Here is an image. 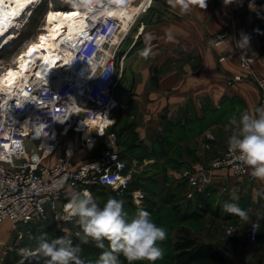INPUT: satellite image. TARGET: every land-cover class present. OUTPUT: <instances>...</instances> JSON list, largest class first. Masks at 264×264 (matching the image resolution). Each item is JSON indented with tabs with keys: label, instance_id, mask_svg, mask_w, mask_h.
Here are the masks:
<instances>
[{
	"label": "crops",
	"instance_id": "obj_1",
	"mask_svg": "<svg viewBox=\"0 0 264 264\" xmlns=\"http://www.w3.org/2000/svg\"><path fill=\"white\" fill-rule=\"evenodd\" d=\"M151 4L136 15L118 64L122 95L114 117L121 114L134 129L120 133V138L136 140L131 157L137 165L132 168L143 171L147 163L148 168L154 163L156 167L158 160L161 164L170 156L175 165L166 163L167 175L162 171L158 175L159 183L164 176L170 179L165 192L177 186L176 192L187 200L201 202L192 211L195 216L215 217L222 224L221 229L205 232L202 241L224 254L228 264H264V181L218 169L210 174L206 188L188 196L189 176L199 165L210 163L209 155L221 154L228 145L235 130L233 117L238 119L245 111L256 115V109L263 108L252 76L232 78L243 73L239 55L220 61L224 46L211 38L228 30L226 44L237 46L241 36L248 35L249 46L242 50L257 56L253 74L264 76V17L246 9L244 0H207L204 9L197 0L187 12L173 8L168 0H160L159 7ZM225 203L236 204L248 219L224 211ZM253 222L259 223L256 241L250 238ZM229 226L233 234L227 236ZM24 245L12 222L5 220L0 227V264L27 261L19 258Z\"/></svg>",
	"mask_w": 264,
	"mask_h": 264
},
{
	"label": "built area",
	"instance_id": "obj_2",
	"mask_svg": "<svg viewBox=\"0 0 264 264\" xmlns=\"http://www.w3.org/2000/svg\"><path fill=\"white\" fill-rule=\"evenodd\" d=\"M86 2L90 17L83 33H78L69 44L63 42L69 52L61 50L63 59L54 75L49 79L31 77L11 92L0 91V227L5 220L18 228L47 218L51 212L61 215L72 192L88 191L96 200L94 187L112 188L121 193L129 189L133 179L134 168H128L121 150L115 147L98 157L76 161L73 147L68 146L65 155L49 161L60 144L61 129L75 126L89 135L93 129L104 134L116 120L120 45L115 40L122 33L127 36L136 16L126 19L125 29L123 17L113 10L128 8L134 0ZM258 3L255 1L249 8L264 17V9ZM221 36L225 33L218 34L216 39L220 37L221 41ZM242 58L246 75L257 81L260 106L264 108V76L253 74L255 57L242 55ZM242 77L245 75L233 78ZM33 135L38 136L33 138ZM41 139L44 143L37 151L29 148ZM218 169L254 178L252 169L238 161L227 146L221 156L199 165L189 176L188 196L206 188L211 183L210 174ZM132 195L137 205L143 203L145 194L141 190L135 189ZM258 233L259 223L253 222L250 238L256 241ZM23 234L20 232V236Z\"/></svg>",
	"mask_w": 264,
	"mask_h": 264
},
{
	"label": "rangeland",
	"instance_id": "obj_3",
	"mask_svg": "<svg viewBox=\"0 0 264 264\" xmlns=\"http://www.w3.org/2000/svg\"><path fill=\"white\" fill-rule=\"evenodd\" d=\"M140 1L141 0H136V2H140ZM255 1L256 3L259 2L258 4H261L264 9V0H244L246 9H250L249 5H253ZM159 4H160V0H153L151 5H153L152 6L153 8V7H159ZM51 5H54L53 7H63L64 9L74 8L73 7L74 5L71 2V0H43V2L37 6V9L35 10L34 13H31L25 17L24 25L19 30L20 36L18 37L17 41H15L13 45L5 48L3 51H0V58L2 59V61L0 62L1 71L6 70L7 67L8 68L10 67L7 64L14 63L15 65H17L18 56L21 54H26V52L30 48L31 42L39 40V38H41V36L45 32L44 25L46 23V14L48 10L52 8ZM144 9L146 10L147 7H145ZM144 9H142V11ZM139 13L140 14L142 13L141 10ZM223 33H225V36L223 37L221 36L222 37L221 41H219L220 37L216 39V36L218 34L212 36L211 38L214 44L224 46L223 52L219 56V60L224 61L230 58L231 56L238 54L239 62L241 68L243 69L242 55L244 57H255V61L253 64L254 67L257 56L252 53L244 52L241 48H239L236 45H227L226 41L229 35L231 34V32L226 30ZM123 35L124 34L122 33V35H120L121 38H119L118 40V44L120 45V51L125 50L128 44L127 43L128 37L124 35L125 36L124 38ZM262 37L264 41V30L262 32ZM119 62H121V57L119 59ZM244 70L245 69H243V73L240 74L235 73L232 76L235 77L236 75H246V73L248 72ZM241 79H243V77ZM116 95L118 96V100L120 104V97L122 93H121V87L119 85V81H118V86L116 88ZM116 117H115L116 118L115 123L112 124V126L104 134H99L96 129H93L92 135H89V133L86 130H80V129L78 130L76 129L75 126L61 129L59 135L60 144L56 149V151L50 156L49 161L56 159L60 155H65L68 146L73 147L75 151L74 159L76 161L87 160L90 158L98 157L105 151L110 150L114 147L120 150L129 147L130 144L132 145L134 142H136V140L128 141L123 138H120V133L121 131L128 132L130 131V129L131 131H134V129L129 125L130 121H128L124 116H121V114H119V116ZM218 119L215 120L217 121ZM220 121L225 124V120H220ZM42 143L44 142L41 141V143L39 144L41 147L43 146ZM39 145L35 147L33 151H37ZM226 147L223 149V152L221 154H216L214 151L215 153L214 155H209V158H212L210 162L221 156L225 152ZM29 148L32 149L33 145H31ZM175 154L176 153H174L173 155ZM79 155L81 156V158ZM166 163L169 164L170 166L175 165L171 163L169 156L167 160L161 164L160 161L158 160L157 163L158 165L156 167L154 166L148 168L149 163H147L143 171L141 169L138 171H134V173L137 174L136 177L138 183H141L144 189L134 188L130 191V196H128L127 190L120 193L119 191H116L115 189L112 188H107V187L98 188L99 194H98L97 203L99 204L100 207H103L104 203H106V201L110 198L119 200L123 203L124 209L126 212H128L130 219L135 217L138 210L143 209L150 213L151 219L157 224V226L162 227L165 230L166 238L163 241L158 242V246L163 250V256L162 258L156 260L154 264H176V261L174 260L173 257L174 255L173 243L182 225L186 224L188 227H190L191 230L198 237H200V239L202 236H204L205 232H207L208 230L211 229L210 231L212 232L218 230L219 228L220 229L222 228V224H220V222L218 223L217 218L209 217L208 220L207 218L205 219L202 218L201 215L195 216L197 212L192 213V211L199 209L198 206L201 204L200 201L193 200L192 202H190V200H187L185 197L184 199H182L180 196H178V198H173L171 201L168 200L169 202L164 201L165 199L163 195L166 193L165 189L168 187L167 183L169 182L170 179L168 177L165 179L164 176V178H160L161 182L158 183V185L155 184L154 180L158 178L157 175L159 174L156 175V171L158 168L162 170L163 174L167 175V173H165L164 170V168L166 167L165 166ZM135 165L137 164H134V166ZM174 169L175 168H173V170ZM229 172L232 173L231 171ZM245 177L251 178L249 176H245ZM135 189H139L145 194V199L143 203H141L140 205H137L132 197L133 196L132 192ZM65 215H66L65 211H63L61 215L54 214V212H51L49 213L47 218L36 219L34 220V222L22 224L18 228L16 227L18 238L20 240H23L25 244L24 246H26L25 249L32 250L33 246L34 247L38 246V241L41 235H46V238L48 239L49 242L55 238L68 236L69 238H71L74 246L78 245L80 247L81 251L79 253V256L84 261V264H97L100 255L104 251L111 250L109 242L108 241L104 242L105 243L104 249L96 247L95 243L92 240H89L87 243H83L82 242L83 233L78 225L77 218L73 217L67 220L59 218ZM208 222L210 223V225L208 224ZM231 228L233 227L229 226L225 229L226 231L225 233L227 236H229L230 233L233 234V229ZM31 230L33 232H31ZM22 231L24 232V234L23 236H20V232ZM32 253H35V255L27 256V257L21 255L19 257L21 260L28 258L27 260L28 263H24L25 260H23L21 264H47V260L49 258L43 256L44 260H40L38 262L37 261L38 258L35 259L31 257L38 255L41 256L42 254L35 251V249H33ZM119 258L121 260V264H128V262L125 260L123 256H120ZM138 264H149V262L141 261L138 262Z\"/></svg>",
	"mask_w": 264,
	"mask_h": 264
},
{
	"label": "clouds",
	"instance_id": "obj_4",
	"mask_svg": "<svg viewBox=\"0 0 264 264\" xmlns=\"http://www.w3.org/2000/svg\"><path fill=\"white\" fill-rule=\"evenodd\" d=\"M71 2L74 6L81 7L85 5L86 0ZM196 2L197 0H168L173 8L179 7L181 12L189 11L190 5ZM198 2L201 8H206L207 0ZM229 2L231 0H225V3ZM249 41L248 35H242L237 41V46L244 49L249 46ZM231 124L235 130L228 139L229 151L236 154L238 161L252 169L253 177L264 181V108H257L256 115L245 111L238 119L233 117ZM223 208L228 213L244 220L248 219L247 213L234 203H225ZM64 211L66 215L59 218H77L83 233V243L92 240L96 247L104 249V242H109L111 250L104 251L97 264H121L120 256H123L128 264H138L141 261L154 264L163 256L158 242L166 238V232L157 226L150 213L143 209L138 210L135 217L130 219L121 201L110 198L100 207L92 194L84 191L72 192ZM36 251L49 258L47 264H84L79 256L80 247L74 246L68 236L49 242L46 235H41ZM21 254L25 257L31 256L32 251L24 249Z\"/></svg>",
	"mask_w": 264,
	"mask_h": 264
},
{
	"label": "bare ground",
	"instance_id": "obj_5",
	"mask_svg": "<svg viewBox=\"0 0 264 264\" xmlns=\"http://www.w3.org/2000/svg\"><path fill=\"white\" fill-rule=\"evenodd\" d=\"M153 0H141L124 9L113 10V13L123 17L124 28L128 26L127 18L148 7ZM43 0H0V51L13 45L20 36L19 30L24 25L27 15L34 13L37 6ZM139 3V4H138ZM89 3L73 9L50 8L46 14L44 34L39 40L32 41L26 54L18 56V64H7L10 66L6 70H0V91L11 92L18 85L24 84L31 77L36 79H49L56 72V67L60 59H63L61 50L67 53L69 47L62 45L76 39L78 33H83L86 22L90 17ZM75 14V15H72ZM117 36L115 41H118ZM2 59H0V62ZM65 63V62H64ZM1 69V68H0ZM38 135H33L35 138ZM46 139V137H44ZM40 141L35 143L37 147ZM44 142V141H43ZM43 144V143H42ZM48 152V150H46ZM51 151V150H50Z\"/></svg>",
	"mask_w": 264,
	"mask_h": 264
},
{
	"label": "trees",
	"instance_id": "obj_6",
	"mask_svg": "<svg viewBox=\"0 0 264 264\" xmlns=\"http://www.w3.org/2000/svg\"><path fill=\"white\" fill-rule=\"evenodd\" d=\"M225 116L227 113H224ZM223 113L220 114L224 115ZM180 128V127H179ZM181 130V128L179 129ZM180 132V131H179ZM183 135V134H180ZM182 136H180L181 138ZM135 143L132 145L130 144L129 147H126L125 149L121 150L122 156L127 160L128 162V168H132L134 166V158L131 157L132 147ZM170 145L168 146V148ZM171 160V159H170ZM156 164L152 167H154ZM167 167L164 168L166 170ZM162 171L161 169H157L156 175L159 174V172ZM136 173H133V179L131 181V184L129 186V189L127 190L128 196H130V191L134 188H142L144 189L141 183H138ZM143 176V175H142ZM158 176V175H157ZM155 184L158 185L159 178L154 180ZM178 187H173L171 190L167 191L163 197L164 201L169 202L173 198H178V196L181 197L178 191ZM93 191L96 194V202H98V187L93 188ZM183 196V195H182ZM162 197V198H163ZM188 198L186 195L181 197L182 199ZM163 200V199H162ZM169 200V201H168ZM143 207V206H142ZM138 209V208H137ZM190 216V215H189ZM188 216V217H189ZM192 217V216H191ZM190 218V217H189ZM34 222V221H32ZM31 232H33L31 230ZM174 245V260L176 261V264H228L227 258L224 254H222L218 249H216L213 245L204 242L198 237L190 227H188L186 224L182 225L179 229V233L173 243ZM31 258H38V262L40 260H44L43 255L34 256ZM28 260V259H26ZM24 263H28V261H25Z\"/></svg>",
	"mask_w": 264,
	"mask_h": 264
},
{
	"label": "snow or ice",
	"instance_id": "obj_7",
	"mask_svg": "<svg viewBox=\"0 0 264 264\" xmlns=\"http://www.w3.org/2000/svg\"><path fill=\"white\" fill-rule=\"evenodd\" d=\"M72 15H75V14H72Z\"/></svg>",
	"mask_w": 264,
	"mask_h": 264
}]
</instances>
